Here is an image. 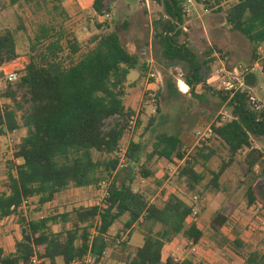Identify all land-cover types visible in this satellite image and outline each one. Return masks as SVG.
<instances>
[{
	"label": "trees",
	"instance_id": "trees-1",
	"mask_svg": "<svg viewBox=\"0 0 264 264\" xmlns=\"http://www.w3.org/2000/svg\"><path fill=\"white\" fill-rule=\"evenodd\" d=\"M152 1L164 9V14L153 22L155 52L165 62L185 66L184 81L191 93L196 94L199 87L213 92L231 111V121L214 127L215 139L229 154L228 161L217 172L211 171V185L219 192L221 177L243 151L250 150L247 160L251 173L264 158L253 149L254 141L264 143V106L257 109L248 90L217 91L208 84L205 71L211 70L213 57L223 51L213 46L204 58L199 57L184 32L187 0ZM196 1L207 10L223 15L226 26L253 46L254 61L259 59L258 51L264 45V0ZM226 3L228 8L224 7ZM109 7V0H95L93 10L96 15H102ZM96 28L101 32L84 48L76 38L67 39L65 45L64 32L54 35L53 29L43 26L37 42L48 44L32 49L34 54L21 81L15 90L4 95L13 106L0 104V137L22 127L28 132L15 148L14 158L20 164L8 162L9 192L0 194V221L18 217L22 239L16 242L12 254L0 248V264H30L34 256L42 264L46 261L57 264L58 259L64 264H86L89 255L94 258L93 264H98L111 247H128L135 226L142 229L144 244L125 264H161L163 247L174 238L182 235L196 245L205 237L197 222L187 225L192 206L176 195L161 206L151 203L145 193L135 190V178L129 170L119 169L116 154L129 120L136 115L124 105L125 85L132 70L140 68L141 77L145 78L148 65H141L140 53L123 42L121 32L127 28L125 24L113 31L104 22L96 24ZM104 28L107 30L103 31ZM17 57L14 34L0 33V68L11 65ZM145 99L146 103L149 96ZM145 108L144 105L142 114ZM141 125L140 116L138 129ZM187 147L181 133H160L149 161L155 157L185 160L179 177L186 178L188 188L196 191L205 179L196 171L198 158L207 163L212 154L203 155L206 145L187 158ZM141 148L140 143L132 141L129 163L136 161ZM143 172L147 178L154 175L146 168ZM106 182L109 186L103 200L90 208L76 210L75 217L62 214L35 218L24 213L23 206L30 200H35V212H39L71 187L100 188ZM262 196L252 189L249 205L259 202L264 207ZM229 221V216L217 212L210 228L219 235ZM119 222L123 227L112 239V229ZM69 223L71 228L64 227L61 232L53 229L55 225ZM122 233H128L127 239L117 246ZM229 245L245 260L244 264H264V251L246 254L239 239ZM169 264L193 263L171 261Z\"/></svg>",
	"mask_w": 264,
	"mask_h": 264
},
{
	"label": "rangeland",
	"instance_id": "rangeland-1",
	"mask_svg": "<svg viewBox=\"0 0 264 264\" xmlns=\"http://www.w3.org/2000/svg\"><path fill=\"white\" fill-rule=\"evenodd\" d=\"M109 1V9L105 10L102 15H96L92 8L85 9L88 3L84 0L81 2L77 0H0V33L4 34L10 31L14 34L18 54L15 61L18 65L26 67L34 54L32 49L37 46L43 48L48 44L47 41L40 44L37 42V37L41 35L43 26L53 29L52 34L54 35L64 32L67 37L64 40L65 45L67 39L76 38L84 48H87L89 40L101 32L97 30L96 24L103 22L108 24L109 31L125 24L127 28L121 32L123 42L134 48L140 55L142 50H147V54H142L141 57L145 62L154 58V62L148 65V71L152 69L153 72H156L162 84L156 88L159 94L156 107L150 99H147V104L145 101L143 102L141 100L142 93H140V98L136 96L137 92L134 94L136 99H132L131 106H135L136 114L139 117L143 106L146 107L142 125L133 139L140 143L142 148L137 154L136 161L127 162L121 170H129L135 178L133 185L135 190L145 193L151 203L160 206L164 203L159 197L155 199L159 181L168 182V184L178 187L180 193L192 200L193 204L195 203L194 198L198 197L199 200L195 207L199 214L196 221L201 223L207 236H211L213 233L210 227L216 213L223 211L225 215L229 213L232 215L231 224L234 229L236 228L235 233L240 232L242 236L245 234L244 237L247 241L244 252L246 254L253 251L263 252L264 208L257 211L259 202L250 206L248 193L250 186L255 184L257 195L264 196L263 159H260L259 165L251 173L248 171V154L243 157V151L236 157L237 172L235 175L230 176L229 172H226L220 179V188L227 190L225 199L218 198L217 190L211 185L213 180L211 171L217 172L224 161H228L229 155L228 151L224 150L215 138L206 144L208 147L203 153V155L212 154L210 161L205 163L203 158H198L197 167L198 170H203L205 181L196 191H191L185 185V181L179 177V171L185 164V160L181 165L157 157L149 161V156L153 152L154 144L160 133H181L187 141L188 158L198 148L206 146L199 147L197 145L196 133L206 129L222 116H230L231 111L227 104L222 103L221 99L213 92L199 87L196 94L191 93L184 81L185 66L183 64L165 62L154 48L151 56L149 47L151 44L153 45V22L161 14H164L163 7L153 3L152 0ZM188 6V24L186 25L187 30L184 32L199 57L204 58V54L211 46H216L223 51L222 54L218 53L213 57L215 61L211 65V70L205 71L208 84L217 91H224L228 88V83H237L232 80V77L236 76L234 75L235 70L238 69L237 77L243 81V89L250 92L259 106H264V45L258 51L259 59L254 61L253 46L241 34L229 31L221 14H217L213 10L208 12L206 6L197 3L196 0H193V3ZM225 7L228 8V5ZM205 29H208V32ZM105 30L107 28L103 29V31ZM240 66L243 69H239ZM135 74L136 71L131 73L132 78ZM16 86L17 84H3L0 87V104L5 107L13 106L11 100L4 95L9 90H15ZM198 96H202V98ZM158 107L160 112H158ZM25 131V127L17 131L14 141L11 143L12 147L3 141V137H0V174L1 171L6 170V161L12 159L10 151L22 140ZM191 140H194V144ZM130 142L129 139L122 141L120 146L126 149ZM262 144L264 143L258 141L260 147L263 146ZM4 152L7 154L3 155ZM143 168L154 172L155 175L159 174V179L145 177ZM2 182L0 181V192L5 189V184ZM108 186L109 183H102L100 188H93L91 192L82 194L84 197L89 195V198H82L80 193L75 195L77 188L71 187L61 195L57 205L47 204L42 211L35 212V210L37 211V207L33 204L35 200H30L23 206V210L25 215L35 218H39L41 215L53 216L55 213L58 215L71 214L72 217H75L76 210L90 208L100 203ZM18 220V217H11L2 226L3 231H7L9 240L21 234ZM64 227L71 228V223L62 226L55 225L53 229L58 233L63 231ZM252 242L256 243L257 247ZM117 250L122 251V248ZM44 264L49 263L46 261Z\"/></svg>",
	"mask_w": 264,
	"mask_h": 264
},
{
	"label": "crops",
	"instance_id": "crops-1",
	"mask_svg": "<svg viewBox=\"0 0 264 264\" xmlns=\"http://www.w3.org/2000/svg\"><path fill=\"white\" fill-rule=\"evenodd\" d=\"M113 1H115V0H113ZM203 1H207V0H203ZM84 2L88 3V5L86 6L85 9L89 10L90 8H92V11H94L93 5L95 3V0H84ZM227 5L229 7V4H227V3L224 4V7ZM207 11L209 12V10H207ZM188 15H187V17H188ZM222 17L224 19L223 15H222ZM224 21H225V19H224ZM187 24H188V19L184 25V31L187 30V28H186ZM226 27L228 28L229 31H232L230 27H228V26H226ZM205 31L208 32V29H205ZM232 32H234V31H232ZM236 33H238V32H236ZM206 39L210 43L209 39L208 38H206ZM153 48L154 47L151 44L149 47V52H150L151 56L153 55ZM132 49L135 52L134 48H132ZM142 54H147V50L146 51L142 50L141 55ZM153 62H154V58H152L148 62H145V61H143V59H141V65L142 64L150 65ZM133 71H136V74L132 78L131 73ZM161 84H162L161 80H159L157 83H150L149 81H147L146 77L142 78L140 68L132 70L128 76L127 83H126L125 89H124V91H125V99H124L125 107L127 109H131L134 112H136L135 106L134 107L131 106L132 99H136V96L138 98H140L141 97L140 93H142L141 100L143 102L146 101L145 98L147 95L149 96V94L151 93V90L158 88L159 86H161ZM136 92H137V94L135 96L134 94ZM140 116H141V118H144V114H142V111L140 112ZM16 133H17V131L13 134H8L7 136L3 137L4 138L3 141H5V143H9V145L12 147L11 143L14 141ZM27 133L28 132L26 129V131L24 132L23 138H25L27 136ZM10 139H13V140H10ZM182 139L184 142H187V141H185L183 136H182ZM191 142L194 144V140H191ZM18 143H20V142H18ZM262 145L263 146L260 147L258 145V141H254L253 149L260 151L264 155V144H262ZM221 147L224 150H226L222 144H221ZM14 148H16V146ZM11 152H12V149H11L10 153ZM249 152H250V150H248V149L246 151H244L243 157L246 154H248ZM6 154H7L6 152L3 153V155H6ZM173 161L180 163L179 165L183 164V162H184V161H180L178 159H174ZM173 161H169V162H173ZM6 162H7L6 170L4 169V172L1 171V174L2 173L3 174L2 175L0 174L1 175L0 181H3L2 183L5 184V189L3 191H1L0 194L9 192L8 191V172H9L8 162H15L17 164H20L19 160H15L14 154L12 155V159L7 160ZM263 162H264V158H263ZM196 171L198 173L202 174L205 178V174L203 173V170L200 171V170H198V167H197ZM226 172H229L230 176L235 175V173L237 172L236 161L228 168V170ZM152 173L154 175L150 178L159 179V174L156 173V175H155L154 172H152ZM182 180L185 181V185L187 186L186 178H182ZM242 180L244 181V179H242ZM259 180H260V178H259ZM204 181H205V179L203 180V182L199 186H197V190L202 186ZM93 188L94 187L80 188V189L77 188V192L75 195H78L80 193V196H83V195L87 194V192H89V191L91 192V190ZM256 188L257 187L255 184L250 186L249 192L252 189H256ZM256 192H257V189H256ZM63 193L59 194L57 196V198L55 199V201H53L52 203H49V205L50 204L57 205V203L59 202L61 195H63ZM217 194H218L217 195L218 198L219 197H221V199L227 198V190L225 188H222V189L220 188V191L217 192ZM172 195L178 196L180 199H182L186 204H188L190 206L193 205V201L186 198L185 196H183L180 193V190L178 189V187L170 185V184H168V182H164V181L160 182L159 181L158 182V188H157V194H156L155 199H157L159 197L162 200V202H166L169 199V197ZM95 197H97V196L95 195ZM82 198H89V195H87L85 197L83 196ZM262 201L264 202L263 197H262ZM60 213H62V212H60ZM222 213L225 214L224 211ZM54 215H58V214L55 213ZM45 216H47V215H43V216L41 215L39 218H43ZM227 216H229V218H230L228 226L223 228V230L221 231V233L219 235L215 234L211 230L213 232L212 235L207 236V234L204 231L203 226H201V223L196 221L199 229L205 233V237L201 240V242L199 244L191 246L189 244V240H187L182 235L174 238L171 242L166 243L165 246L163 247L161 264H169V262H171V261L176 262L175 261L176 259H178L179 262L190 261L193 264H244L245 260L240 255H238L235 252V250L232 249V247H230L229 244L233 243L237 239H239L243 243L244 247H246L245 242L247 240L244 237L245 234H244V236H242V234L240 232L238 234H236L234 231V230H236V228L234 229V226L231 224L232 223V221H231L232 215H230L228 213ZM12 217H16V216H12ZM9 218H11V217H9ZM9 218H6V219L0 221V248L4 249L6 254L14 253L15 248H16V242L20 241L22 239V230H21V234L19 236H17L16 238H12V240H9L10 238L8 239L7 231L6 232L3 231L2 226L5 224V221ZM192 222H193L192 218L188 219L187 225L192 224ZM121 227H123L122 222H119L114 226V228L112 229V232L110 234L112 239H114V237L116 238L117 233L122 229ZM143 244H144V233H143L141 228H139L138 226H135L131 231V236L129 239L128 247L126 249H122V251L117 250L120 247H116V246L111 247L110 249H108V251H106L105 259L102 262L100 261L101 263L99 262L98 264H125L126 261L129 259V257L135 255L137 249L139 247L143 246ZM253 244L255 247H257L256 243H253ZM41 264H42V261H41ZM57 264H64V263H63L62 259H58Z\"/></svg>",
	"mask_w": 264,
	"mask_h": 264
},
{
	"label": "built area",
	"instance_id": "built-area-1",
	"mask_svg": "<svg viewBox=\"0 0 264 264\" xmlns=\"http://www.w3.org/2000/svg\"><path fill=\"white\" fill-rule=\"evenodd\" d=\"M78 2L82 1V0H77ZM193 0H187L186 4H185V11L188 13L189 11V6L188 4H192ZM107 17H109V15H107ZM26 69L25 66H20L17 64V62H13L11 65L5 66L0 68V87H2V85H16L17 83H19L24 75V70ZM239 69H243L242 66L239 67ZM247 71V70H246ZM236 76L232 77V80L236 81V84H232L231 82L228 83V88H226V91H230V90H245L243 89L244 84L243 81H241V79L239 77H237V75H239V71L238 69L235 70V74ZM147 81H149L150 83H157L159 81V77L157 75L156 72H153L152 69H150L148 71L147 74ZM149 99L151 100L152 103H154L153 105L156 107L157 105V101H158V89H154L151 90V93L149 95ZM251 101L254 104V106L259 109L260 106L257 104L256 100L254 97H251ZM154 112H156V110H154ZM232 120V116H227L224 115L222 116L220 119H218L217 121H215L213 124H211L210 126H208L206 129L204 130H199L196 133V138H197V145L199 147L206 145L209 143V141L213 138L216 137L215 131H214V127H218L221 126L223 123L229 122ZM138 121H139V115L136 114L134 117H132L129 122H128V126L125 132V135L122 139V141H125L127 139H129L131 142L129 144V146L125 149L124 147L120 146L119 147V151L117 154V158L119 159V169H123L125 167V164L128 162V152H129V148L130 145L134 139V136L137 132L138 129ZM121 141V143H122ZM16 149L12 148V152L11 154L13 155L15 153ZM107 195V192L105 193L104 197ZM195 203L192 206V216L191 218L196 221L197 220V216H198V211L197 208L195 207L196 202L199 200L198 197L194 198ZM264 207L262 206V204H258V208L257 211L262 210ZM128 234L127 233H123L122 234V238L119 239L117 241V246H120V244L122 242H124L127 239ZM189 244L191 246H194L195 244L191 241H189ZM106 257V252L103 254L102 258H101V262L105 259ZM176 262H179L178 259L175 260ZM94 262V258L89 255L87 257V259L85 260L86 264H92ZM100 262V263H101ZM30 264H41L40 259L38 258V256H34L32 258V261Z\"/></svg>",
	"mask_w": 264,
	"mask_h": 264
}]
</instances>
